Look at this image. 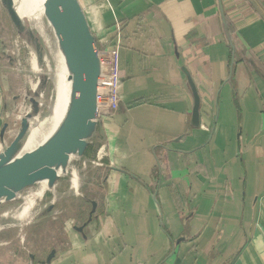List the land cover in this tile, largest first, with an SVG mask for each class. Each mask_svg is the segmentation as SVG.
Masks as SVG:
<instances>
[{
  "label": "crops",
  "instance_id": "obj_1",
  "mask_svg": "<svg viewBox=\"0 0 264 264\" xmlns=\"http://www.w3.org/2000/svg\"><path fill=\"white\" fill-rule=\"evenodd\" d=\"M79 2L98 48L123 25L121 103L87 151L106 140L95 212L46 264H264V0Z\"/></svg>",
  "mask_w": 264,
  "mask_h": 264
},
{
  "label": "water",
  "instance_id": "obj_2",
  "mask_svg": "<svg viewBox=\"0 0 264 264\" xmlns=\"http://www.w3.org/2000/svg\"><path fill=\"white\" fill-rule=\"evenodd\" d=\"M17 35L31 44L43 64V45L17 12L14 0H0ZM44 14L52 25L71 82L66 112L53 134L37 149L21 157L31 120L40 113V99L46 89L47 76L40 79L37 91L28 94L31 111L21 120L14 140L0 153V206L16 200L19 194L36 184L46 182L55 188L74 158H84L98 131V81L101 75L97 38L92 33L79 0H45ZM194 118H199V97L195 93ZM8 124L2 130L4 140ZM84 199L88 200L87 197ZM95 212L96 203L92 202ZM55 207L51 203L42 215ZM80 231L82 229L80 228ZM52 252L47 259L50 263ZM35 257L31 255V264Z\"/></svg>",
  "mask_w": 264,
  "mask_h": 264
},
{
  "label": "rangeland",
  "instance_id": "obj_3",
  "mask_svg": "<svg viewBox=\"0 0 264 264\" xmlns=\"http://www.w3.org/2000/svg\"><path fill=\"white\" fill-rule=\"evenodd\" d=\"M2 12L4 14V18L7 20L8 15L6 11L4 10ZM8 29V48L6 49L4 56L7 59V63H5V68L2 69L7 95V104L11 110V114L8 116L9 123L7 132H18L21 121H18L16 126L14 125L16 120H19V118H17V116L20 115L19 112H22V110L26 111L27 108L31 107L28 94H32V86L37 83L42 76H47L49 78V73H39L34 69L31 62V52L25 39L20 37L23 40V42H21L22 45L18 44L17 50L13 48L11 37L17 35V32L15 34L11 28ZM52 99L53 84L50 80H47L42 105L40 107V113L38 115L40 118H44L47 115L48 106ZM104 114L105 116H108L107 112ZM13 140L14 138L7 140V144L10 145ZM2 148H5L4 144ZM2 151L0 150V153ZM92 154L93 153L89 152L84 158H74L69 167L70 171L61 175V179L57 183V187L53 189H49L47 187L48 190L45 192L44 197L38 200L39 207H45L42 210V212H45V209L50 205V202L54 198V192L59 195H64L55 204V210L53 212L48 213L46 218L42 217L43 213L41 212L42 214H40L36 223L25 228L23 232H20L18 228H9L0 233V264H31V260L29 259L31 254L36 256L35 264H38V258L45 261L46 258H49L50 251L55 248L57 249L58 245H61V241L59 239L60 235H64V232L61 233L62 230L72 231L75 226L86 223V219H88L92 207L90 202L84 199V197L86 196L90 201H93V199L97 197V193L95 192L96 189H98L97 183L100 181L98 173L101 167H88L87 170H84L85 161L90 159ZM71 169L79 170L81 180L83 179V184L78 195H67L71 187ZM42 187V184H37L31 188H33L36 192ZM13 204H21V202L15 200L3 203L0 206V210ZM31 238L33 240H31ZM65 240L66 238L62 240V246H66Z\"/></svg>",
  "mask_w": 264,
  "mask_h": 264
},
{
  "label": "bare ground",
  "instance_id": "obj_4",
  "mask_svg": "<svg viewBox=\"0 0 264 264\" xmlns=\"http://www.w3.org/2000/svg\"><path fill=\"white\" fill-rule=\"evenodd\" d=\"M14 1L17 12L19 13L20 17L24 21H26L33 30V32L37 36H39L41 43L43 45V50H44L43 64L41 65L38 61L35 48L28 43L31 52L30 54H31L32 65L34 69L39 73L48 72L50 78L49 80L53 84V99L51 100L48 106L47 115L44 118H40V116H37L36 118L31 120V127L28 132L27 138L24 142V148L20 155L21 157H24L30 154L31 152H33L39 146H41L56 130L57 126L61 122L66 112V108L70 97L71 82L68 80L69 74L65 66L63 55L61 54L58 48L57 38L54 29L44 14L45 0H14ZM0 7L2 11L5 10L1 4V1H0ZM8 22L10 24V25L8 24L9 28H11L12 31L16 34V30L13 27L10 19H8ZM11 38H12L11 41L12 46L17 50L18 44L22 45L21 42H23V40L18 35H14ZM39 87H40V79L37 81V83H35L32 86L31 91L35 92ZM43 97L44 94L40 99L41 105H42ZM30 109L31 107L27 108L26 111L22 110V112H19L22 114L21 117L23 118L26 114H28L31 111ZM71 171H72L71 179H70L71 187L67 195L70 194L78 195L83 184L82 182L83 179L81 180L79 170L71 169ZM39 184L43 185V187L40 190L35 192L33 188H29L18 195L16 201H20L21 204H13L0 210V233L9 228H18L20 232H23L25 228L36 223L38 217H40V214L43 213L42 210L45 208V207H39L38 200L42 199L45 195V192L48 190L47 188L48 186L46 182ZM55 187H57V185ZM63 196L64 195H59L56 192H54V198L50 202V204L51 203L56 204L59 201V199H61ZM42 217L46 218L47 216L43 215ZM31 240L33 239L31 238Z\"/></svg>",
  "mask_w": 264,
  "mask_h": 264
},
{
  "label": "built area",
  "instance_id": "obj_5",
  "mask_svg": "<svg viewBox=\"0 0 264 264\" xmlns=\"http://www.w3.org/2000/svg\"><path fill=\"white\" fill-rule=\"evenodd\" d=\"M123 25L120 22L115 24L114 37L110 44V49L99 48V59L101 64V75L98 81V123H103V119L106 117L104 113H108V116H113L120 109L121 98L119 90L121 87V50L123 48L124 39ZM22 114L20 113L14 126L18 121H21ZM16 133V134H15ZM16 132L8 131L6 137L3 140V144L7 147V140L15 138ZM15 134V135H14ZM14 135V137H13ZM101 140V147L96 155H91L90 159L85 161L84 170L88 167H103V158L107 154L106 140ZM93 142V141H92ZM91 142V143H92ZM91 145V144H90ZM2 151V150H1Z\"/></svg>",
  "mask_w": 264,
  "mask_h": 264
},
{
  "label": "flooded vegetation",
  "instance_id": "obj_6",
  "mask_svg": "<svg viewBox=\"0 0 264 264\" xmlns=\"http://www.w3.org/2000/svg\"><path fill=\"white\" fill-rule=\"evenodd\" d=\"M93 207V206H92ZM55 210V207L52 209V211L51 212H53ZM50 213V212H49ZM47 215V214H46ZM46 215H44V216H46ZM78 230H80V229H78ZM51 254V253H50ZM31 256V255H30ZM34 256V255H33ZM35 257V261H36V256H34ZM47 259L48 258H46V260L45 261H43V263H42V261H40L39 259H38V263H42V264H46L47 263ZM35 261L33 262V264H35Z\"/></svg>",
  "mask_w": 264,
  "mask_h": 264
}]
</instances>
